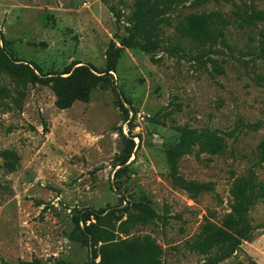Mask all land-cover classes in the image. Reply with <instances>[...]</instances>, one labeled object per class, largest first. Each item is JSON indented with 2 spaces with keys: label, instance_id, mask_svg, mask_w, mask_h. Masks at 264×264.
I'll return each instance as SVG.
<instances>
[{
  "label": "rangeland",
  "instance_id": "obj_1",
  "mask_svg": "<svg viewBox=\"0 0 264 264\" xmlns=\"http://www.w3.org/2000/svg\"><path fill=\"white\" fill-rule=\"evenodd\" d=\"M153 5L162 15L144 34L126 20L134 0H0V42L51 78L23 82L0 69V264H97L101 245L143 235L161 248L160 264H264V0ZM199 12L216 13L210 47L189 35ZM132 37L148 51L122 45ZM74 63L107 82L59 109L51 83ZM182 126L223 137L220 152L195 146L177 163L183 180L211 189L174 178L167 149ZM251 171L260 190L247 211L251 235L212 263L216 247L192 245L204 223L223 224L236 181ZM123 209L157 217L120 227Z\"/></svg>",
  "mask_w": 264,
  "mask_h": 264
},
{
  "label": "trees",
  "instance_id": "obj_2",
  "mask_svg": "<svg viewBox=\"0 0 264 264\" xmlns=\"http://www.w3.org/2000/svg\"><path fill=\"white\" fill-rule=\"evenodd\" d=\"M158 0H134V7L126 19L130 24L129 30L131 33H148V27L153 28L157 19L154 15H162L159 11L160 6H154L153 3ZM162 7L170 8L172 5L179 4L185 0H160ZM197 0H192L195 4ZM253 4V3H252ZM262 11L255 7H251L250 15H260ZM116 19H119V11L113 12ZM213 12L191 13L189 18L190 24L189 34L192 40L198 43H204L210 40L213 42L214 33L210 30V15H215ZM237 15L241 13L236 11ZM207 15V16H204ZM202 18V20H199ZM221 33H218L220 35ZM157 44V43H155ZM122 45L126 47L139 46L144 51H148L147 43L141 44L135 38L129 41H123ZM264 55V46L261 47L260 53ZM111 68V67H110ZM0 69L6 70L11 75L19 78L23 82L40 80L35 72L46 78L44 81L50 82L51 78L46 77L41 68L34 62H23L17 58H13L4 45L0 42ZM61 74L65 76L56 77L58 80L51 83V88L54 93V105L59 109L69 107L75 100L88 101L91 92L97 88L104 86L107 82L105 73L96 72L87 64L74 63L72 66H67ZM177 141L167 149V159L169 161L171 171L177 184L190 191H199L203 189H211L208 183H199L194 181H185L178 175V159L181 155L188 153L193 147L206 152H220L225 142L223 137L218 134L217 130L195 129L186 126L178 127ZM258 154L260 160L264 163V140L258 145ZM257 184L254 175L251 172L245 177H240L235 183L236 202L233 205L232 211L226 215L222 225L217 226L212 223H204L198 239L194 241L193 247H196L202 253H209L212 248H217L218 253L214 254L212 263L231 255L238 243L242 239H247L251 235L253 229L249 222L247 211L250 204L256 196H259L260 190L255 193ZM126 218L120 221V227L126 226L129 222H147L157 215L150 209H141L138 212L132 213L124 210ZM90 215L98 218V211H90ZM87 229V226L85 227ZM161 248L154 240L148 236H132L125 238H116L108 243L101 245L97 252L93 253L92 260L98 256L97 264H160ZM2 264H11L3 262ZM15 264H45L39 258L33 257L30 260H19ZM63 264V263H58ZM256 264V263H252Z\"/></svg>",
  "mask_w": 264,
  "mask_h": 264
},
{
  "label": "water",
  "instance_id": "obj_3",
  "mask_svg": "<svg viewBox=\"0 0 264 264\" xmlns=\"http://www.w3.org/2000/svg\"><path fill=\"white\" fill-rule=\"evenodd\" d=\"M156 140V139H155ZM157 141V140H156Z\"/></svg>",
  "mask_w": 264,
  "mask_h": 264
}]
</instances>
